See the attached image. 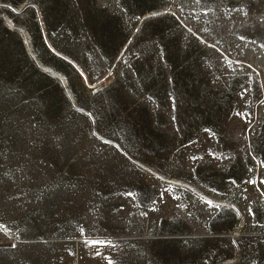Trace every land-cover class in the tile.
Segmentation results:
<instances>
[{
  "label": "rangeland",
  "instance_id": "obj_1",
  "mask_svg": "<svg viewBox=\"0 0 264 264\" xmlns=\"http://www.w3.org/2000/svg\"><path fill=\"white\" fill-rule=\"evenodd\" d=\"M0 264H264V0H0Z\"/></svg>",
  "mask_w": 264,
  "mask_h": 264
}]
</instances>
